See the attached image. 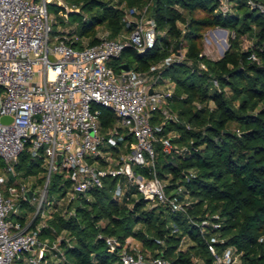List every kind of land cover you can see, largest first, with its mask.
Returning <instances> with one entry per match:
<instances>
[{"label":"trees","instance_id":"1","mask_svg":"<svg viewBox=\"0 0 264 264\" xmlns=\"http://www.w3.org/2000/svg\"><path fill=\"white\" fill-rule=\"evenodd\" d=\"M65 2L78 11L54 2L48 6L58 14L65 13L72 28L53 34L68 36L76 47L83 40L90 45L96 43V31L101 26L108 28L111 38L128 30L122 3L136 7L150 4L162 34L151 49L140 53L131 48L123 51L120 60L134 69L148 68L166 57L177 43L185 41L181 43L184 58L162 71L174 83L169 106L179 122L166 123L161 135L174 130L176 137L172 142L189 146L180 155H167L157 143L154 170L166 181L168 194L181 187L175 195L182 199L186 194L191 203L186 214L173 212L163 205H151L134 187L116 199L112 192L120 178L105 177L102 187L89 192V200L83 196L73 199L64 212L49 219V228H42L41 237L59 239L63 255L62 259L53 257L51 264H121L117 251L107 250L106 236L115 237L121 245L132 238L148 252L144 255L162 256L173 264H192L193 257L200 258L203 264H213L200 232L199 225L204 220L219 224L215 229L205 226L203 232L205 237L212 232L223 239L222 244H217L219 251L233 246L240 253L239 264H264V15L249 8L247 0H231V10L225 15L217 10L215 0ZM178 23L185 25L182 34ZM215 27L235 34L219 60L208 59L201 47L204 33ZM245 34L250 35L252 43L240 50V39ZM72 36L77 39L72 40ZM252 54L258 62L251 60ZM212 79L217 81L219 90L212 86ZM96 107L102 129L114 125V113L107 107ZM159 121L160 116L155 114L152 122ZM124 138L132 140L129 135ZM140 169L150 176V168ZM15 170L24 177L44 171L42 160L32 159L26 151L19 155ZM60 178H51L49 196L64 195L70 181L66 179L59 185ZM69 209L73 214L67 213ZM17 217L22 224L24 216Z\"/></svg>","mask_w":264,"mask_h":264},{"label":"built area","instance_id":"2","mask_svg":"<svg viewBox=\"0 0 264 264\" xmlns=\"http://www.w3.org/2000/svg\"><path fill=\"white\" fill-rule=\"evenodd\" d=\"M215 1L221 14L231 10V0ZM51 2L68 9L61 0H0V117L12 118L9 123L0 122V158L5 171L16 178L6 190L0 187V264H13L20 259L27 264H51L53 257L63 258L59 239L40 236L48 224L30 229L29 224L12 219L21 212L23 201L36 198L35 215L41 217L45 208L64 212L65 206L79 196L89 200V192L102 187L105 177H118L112 192L116 199L134 187L152 205H163L173 212L186 214L191 203L188 195L182 199L175 195L181 187L168 194L165 181L154 170L157 143L167 155H180L187 150L172 142L176 134L161 135L166 123L179 122L169 108L173 82L162 71L182 60L184 53L172 51L141 70L122 60L116 63L126 48L144 52L162 34L150 4L121 6L128 30L114 38L104 31L97 35L96 43L90 45L83 40L76 47L66 35L51 39ZM247 5L264 15V1L247 0ZM182 28L184 32L185 27ZM222 29L215 27L213 31ZM250 58L258 62L255 54ZM123 63L130 66L129 71L121 70ZM200 68L204 66L201 64ZM214 83L217 85L216 80ZM96 105L109 108L116 116L114 125L106 130L100 126ZM155 114L160 116L157 123L152 122ZM126 135L134 141L126 140ZM23 151L32 159L42 160L45 183L39 190L27 180L17 179L15 164ZM135 166L150 168V176L137 175ZM59 171L67 175L70 184L63 197L51 198L50 180ZM3 182L0 175V185ZM27 191L32 192L28 200ZM76 191L81 192L78 197ZM67 213L73 214V210ZM208 225L215 229L219 224L204 220L199 225L213 264H239L240 253L233 246L219 251L217 244H222L223 239L212 232L204 236ZM104 240L109 252L117 251L121 264H173L162 256L144 255L127 240L122 245L113 236ZM192 264L203 262L193 257Z\"/></svg>","mask_w":264,"mask_h":264},{"label":"rangeland","instance_id":"3","mask_svg":"<svg viewBox=\"0 0 264 264\" xmlns=\"http://www.w3.org/2000/svg\"><path fill=\"white\" fill-rule=\"evenodd\" d=\"M62 1V4L65 5L66 8L68 9H71V8H74L75 6H70L69 4H67L65 2V0H61ZM55 3V2H54ZM127 5L126 2L122 3V7L124 8L125 6ZM48 11H49V15L50 17L52 18V22H51V26H52V32H51V39H53L54 37V34H53V31H58V30H62V29H70L72 28V25L70 23L67 22V17L65 15V13L62 14V12H60L59 14L56 13V11L54 10L53 7L51 6H48ZM58 22H62L63 24L60 25L58 24ZM178 26L179 28L181 29V34L183 33L182 31V27H185L184 26V23H178ZM214 28L212 29H209L207 30L204 35H203V38L201 40V47H202V54H204L208 59H211V60H219L220 58H222L225 54V52L229 49V43H230V40L233 39L235 37V34L233 32H229L228 30H220L219 32L218 31H213ZM104 31H108V28L106 26H101L99 28H97V35L99 33H102ZM160 31V30H159ZM162 33V31H160ZM214 36V39L213 37ZM178 39H181V37H178ZM223 40L225 42H223ZM181 43H185L184 42H179L175 45V48L174 49H170V52L169 54L172 52V51H175V50H179L181 52H185V48H184V45H181ZM251 37L250 35L248 34H245L241 37L240 39V43H239V47H240V50H243V49H246L247 47L251 46ZM177 46H179V48H177ZM121 60H117V65L119 64ZM214 80L215 79H212V86L219 90L220 87L217 83V85H215L214 83ZM173 87H174V83H173ZM227 88H224V91H226ZM170 110L174 113V114H177L170 106H169ZM231 128L235 129L236 128V125L235 124H232L231 125ZM125 130L122 129L121 130V133L123 135H125ZM172 134H176L174 132V130H170L167 132L166 135H172ZM132 141H134L132 139ZM175 145H177L178 147H183V146H186L188 147L189 144L187 143H183V144H179V143H176L175 142ZM138 167V168H137ZM140 168H146V167H140V166H135L134 167V171L136 172L137 175H142V176H146L145 172L144 174L141 172L142 169ZM18 176H17V179H21V181H25L27 180V182L29 183L30 186H33V188H37L38 190L41 188V185L43 186L44 183H45V178L43 177L42 174H39V175H26L25 177L21 175V172H18ZM0 175L2 176V178L4 179V182L0 185L1 189L2 190H6L7 189V186L8 184L10 183H14L16 178L14 177V175L10 172H6L5 169H4V162L3 160L0 158ZM55 175H60V180H59V185H62L63 184V181H65L68 177L66 174H63L61 171L57 172V173H54L52 175V177H54ZM19 177V178H18ZM39 178H42L41 180V183L39 182ZM166 182V181H165ZM37 196V194L35 193L34 195V198ZM49 197H52V196H49ZM63 197V196H60V198ZM53 198V197H52ZM65 198V197H64ZM152 205V204H151ZM21 212H25L27 213V224L29 223V227L30 226H33L32 224L34 223V226H39V225H42V224H48L49 222V219L52 218V216H54L57 212H54L53 209L51 208H45V214L44 216H40L39 214L35 215V212H36V198L31 202H28V201H25V203L22 204L21 206ZM62 235V234H61ZM127 242L133 247H136L137 249L141 250L142 253L144 254H147L148 252H146V250L142 249L141 247V244L138 242V241H135L134 239L132 238H128L126 239ZM14 264V262H13Z\"/></svg>","mask_w":264,"mask_h":264},{"label":"water","instance_id":"4","mask_svg":"<svg viewBox=\"0 0 264 264\" xmlns=\"http://www.w3.org/2000/svg\"><path fill=\"white\" fill-rule=\"evenodd\" d=\"M177 48H179V46H177ZM121 70L122 71H129L130 69V66L127 64V63H123L121 66H120ZM151 92V91H150ZM12 121V118L10 116H1L0 117V122L1 123H9ZM31 191H27L25 193V198L28 200L30 198V195H31ZM81 194L80 191H76V197H78L79 195Z\"/></svg>","mask_w":264,"mask_h":264},{"label":"crops","instance_id":"5","mask_svg":"<svg viewBox=\"0 0 264 264\" xmlns=\"http://www.w3.org/2000/svg\"><path fill=\"white\" fill-rule=\"evenodd\" d=\"M17 216H24V221H23V224H27V213H25V212H20ZM17 216H12V219H14V220H19V219H17L18 217ZM29 224V223H28ZM41 225H39V226H30L29 228L30 229H33V228H35V227H40ZM14 264H27V262L25 261V259H20V260H17V261H15L14 262Z\"/></svg>","mask_w":264,"mask_h":264}]
</instances>
